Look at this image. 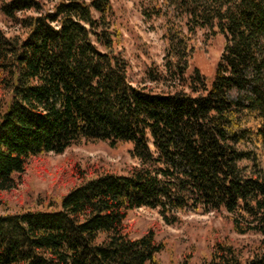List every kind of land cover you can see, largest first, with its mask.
Segmentation results:
<instances>
[{
  "label": "trees",
  "instance_id": "16d2710c",
  "mask_svg": "<svg viewBox=\"0 0 264 264\" xmlns=\"http://www.w3.org/2000/svg\"><path fill=\"white\" fill-rule=\"evenodd\" d=\"M35 16L17 18L24 12ZM25 34L0 30V192L29 163L71 145L130 144L125 175H87L46 210L0 215V264H159L148 230L131 239L129 211L217 213L239 235L260 237L244 257L216 241L200 264H264V0H148L159 20V92L133 86L111 0H0ZM219 33L210 80L191 66L197 34ZM208 34V33H207Z\"/></svg>",
  "mask_w": 264,
  "mask_h": 264
},
{
  "label": "rangeland",
  "instance_id": "374dc122",
  "mask_svg": "<svg viewBox=\"0 0 264 264\" xmlns=\"http://www.w3.org/2000/svg\"><path fill=\"white\" fill-rule=\"evenodd\" d=\"M42 12L53 10L57 0H40ZM88 1V0H84ZM117 27L121 32L128 61L127 77L133 86H145L155 92L165 85L149 83L148 68L163 70L164 44L159 20H147L142 11L148 0H111ZM35 16L34 12L20 13L17 18ZM0 30L6 37L22 38L25 31L0 13ZM208 33V34H207ZM200 31L197 34L191 66L210 80L223 50L224 37L219 33ZM130 144L116 148L103 142H82L71 145L62 154L48 153L32 160L15 185L0 192V215H14L25 211L46 210L58 204L69 189L78 184L75 169L87 175L113 173L125 175L139 162L131 155ZM178 222L166 225L156 210L139 208L129 211L126 218L131 239H138L148 230L163 249L157 254L159 264H200L210 255L216 241L227 239L244 257L259 250L260 237L239 235L217 213L185 212L178 214Z\"/></svg>",
  "mask_w": 264,
  "mask_h": 264
}]
</instances>
